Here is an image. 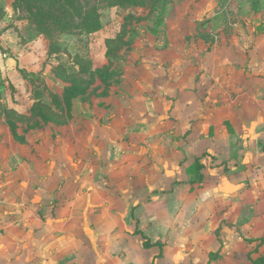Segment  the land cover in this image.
I'll use <instances>...</instances> for the list:
<instances>
[{"label": "crops", "instance_id": "crops-1", "mask_svg": "<svg viewBox=\"0 0 264 264\" xmlns=\"http://www.w3.org/2000/svg\"><path fill=\"white\" fill-rule=\"evenodd\" d=\"M144 40L137 93L47 121L9 177L0 122V264H218L262 227L264 0H192Z\"/></svg>", "mask_w": 264, "mask_h": 264}, {"label": "rangeland", "instance_id": "rangeland-1", "mask_svg": "<svg viewBox=\"0 0 264 264\" xmlns=\"http://www.w3.org/2000/svg\"><path fill=\"white\" fill-rule=\"evenodd\" d=\"M191 1L0 0V122L6 121L5 131L1 129L8 149L6 177L18 164V149L34 145L32 135L47 128V121L61 125L70 115L72 130L78 133L74 120L84 111L93 117L102 110L106 122L114 99L137 93L132 81L137 80L142 59L135 50L146 44V33L158 32L169 10L187 12ZM95 15L101 29L88 34L86 27ZM226 242L228 249L217 248L211 260L252 264L264 258V222L257 232L236 233Z\"/></svg>", "mask_w": 264, "mask_h": 264}, {"label": "trees", "instance_id": "trees-1", "mask_svg": "<svg viewBox=\"0 0 264 264\" xmlns=\"http://www.w3.org/2000/svg\"><path fill=\"white\" fill-rule=\"evenodd\" d=\"M86 28H87L88 34L97 33L101 29V22L99 20V17L97 15H95L94 22L88 24V26ZM144 238L146 239V241L144 243L145 248H151L154 246L150 243L148 238H146V237H144ZM253 264H264V258L256 259L255 261H253Z\"/></svg>", "mask_w": 264, "mask_h": 264}]
</instances>
